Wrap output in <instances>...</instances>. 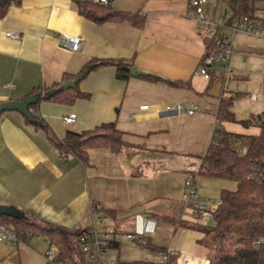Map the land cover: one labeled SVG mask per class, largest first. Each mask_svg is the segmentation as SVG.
<instances>
[{
  "label": "crops",
  "instance_id": "0c3cea01",
  "mask_svg": "<svg viewBox=\"0 0 264 264\" xmlns=\"http://www.w3.org/2000/svg\"><path fill=\"white\" fill-rule=\"evenodd\" d=\"M237 3L208 0L205 14L225 22L221 13H231ZM0 5L5 9L0 16V102L22 100L38 88L71 80L90 60H123L146 72L124 80L116 77L114 65L92 67L75 87H67L87 97L69 103L43 99L30 108L42 125L27 121L17 110L1 111L0 215L67 229L112 227L116 233L100 252L104 262L119 260L139 244L123 232H141L148 243L172 248L175 264H207L206 248L197 243L202 233L167 219H192L191 206L183 203L187 173L194 174L198 200L219 199L224 179L198 172L218 124L237 134L231 143L239 153L247 151L250 135L258 133L251 126L263 109L249 108L255 103L242 88L249 77L264 79V38L235 34L232 73L224 88L217 75L220 63L210 68L212 77L196 73L205 33L189 16L188 0H109L113 9L141 18V26L125 19L96 22L72 0H6ZM61 32L78 35L80 48L60 47ZM229 98L235 120L218 122L220 102ZM243 100L250 106H241ZM170 102L198 108L192 114L154 112ZM144 103L150 108L138 110ZM70 113L75 118L67 124L63 117ZM103 122L114 123L122 146L116 152L89 147L87 164L72 153H60L46 131L62 139L66 130L81 132ZM49 244L48 236L36 231L21 234L17 241L0 239V264H45ZM121 245L115 259L107 253ZM145 247L154 258L145 254L120 261L156 260L158 252Z\"/></svg>",
  "mask_w": 264,
  "mask_h": 264
},
{
  "label": "trees",
  "instance_id": "16d2710c",
  "mask_svg": "<svg viewBox=\"0 0 264 264\" xmlns=\"http://www.w3.org/2000/svg\"><path fill=\"white\" fill-rule=\"evenodd\" d=\"M72 1L81 14L96 22L109 19H125L138 26L142 24V19L136 18L135 14L119 12L109 4H100L93 0ZM261 2L262 0H238L236 7H229L231 13L225 22L230 24L235 18L246 19L250 22L257 20L264 22V18L261 17L264 6L260 5ZM4 10V6L0 5V16L3 15ZM216 37L217 35L204 36L205 50L215 48ZM89 63L93 64L92 67L114 65L116 77L124 80L129 77L133 67L130 62L113 59L90 60ZM208 72L209 77H212L213 71L208 69ZM75 76L68 79H73ZM63 81L55 82L49 87L38 88L32 94L24 97L25 99L30 95H38L34 102H31L28 106L29 113L38 121L35 124L42 125L30 108L40 100L47 99L69 103L75 98L88 96L87 93L80 90L64 87ZM232 105L233 98L221 100L217 111L218 122L235 120L234 113L231 111ZM25 119L29 121L27 118ZM241 123L247 125L250 122L241 120ZM252 123L258 126L259 131L250 135L251 141L245 153H239L231 143L232 138L237 134L225 130L218 124L201 158L199 173L233 180L236 183L234 190L221 189L220 204L212 217L214 220L213 225L194 219H167L172 223L202 233L197 243L203 245L207 250V264H264V180L254 181L250 178L252 164L264 159V108L260 114V119H255ZM46 131L60 153H72L84 164L88 163L87 150L91 146H106L114 152L122 146L120 132L113 122H103L92 129L81 132L66 130L62 139L54 137L47 128ZM0 222L12 226L18 237L28 231H36L47 235L50 243L57 248V257L69 264H175L176 254L170 256L163 263L149 259L116 260L113 263L101 261L100 258L90 259L88 254L82 250L79 242L80 234L88 232V228L67 229L48 223L35 225L23 218L4 215H0ZM255 242H257V245H254ZM146 245L158 253L164 252L166 249L150 243ZM211 250L214 251V254L210 252Z\"/></svg>",
  "mask_w": 264,
  "mask_h": 264
},
{
  "label": "built area",
  "instance_id": "2783aa9c",
  "mask_svg": "<svg viewBox=\"0 0 264 264\" xmlns=\"http://www.w3.org/2000/svg\"><path fill=\"white\" fill-rule=\"evenodd\" d=\"M100 4H109V0H93ZM208 0H188L189 5V16L196 20L200 28L204 31V36H215V48L205 50L200 64L196 68V73L203 75L204 77H209L208 69H210L214 64L220 63V68L217 71V75L221 78L224 88L226 87L227 81L232 73V56L236 51L237 39L235 34L237 32H247L251 34H256L264 38V22L257 20L255 22H250L246 19H233L232 23L227 24L226 22H218L213 17H209L205 14L204 6ZM264 3V0H262ZM222 17L228 18L230 12L224 11L221 13ZM264 18V14H261ZM222 28L229 31V33L222 32ZM7 35L14 38H19L20 34L18 32H6ZM205 43V42H204ZM58 44L60 47L68 49L70 51L78 50L80 48L81 40L78 35L61 32L58 36ZM217 47V48H216ZM263 63L260 69V73L264 74V45H263ZM263 82V80H261ZM263 92L262 86L257 91H251L248 94V98L252 103H256L259 100V94ZM263 106H264V100ZM150 105L147 103L140 104L138 110H148ZM198 106L194 103L183 104L180 102H170L165 103L161 107H154L153 110L156 113L162 112H172L180 113L182 111L187 114H192ZM135 117V114L131 115V118ZM75 114L70 113L63 117L65 123L69 124L74 121ZM251 175L254 181L264 180V159L256 161L252 164ZM185 192L183 195L184 205L191 206V216L194 220H201L206 222V220L213 217V213L220 204V199L216 201L211 200H198L196 198V192L194 189V174L187 173L184 178ZM100 213L96 212V217H99ZM116 230L112 227L89 229L88 232L82 233L79 236V242L81 248L84 252L88 254L90 259H99L100 252L105 248L109 242L113 239ZM123 235L129 240L146 245L147 239L145 235L141 232H123ZM0 239L17 241L18 235L9 226L0 222ZM257 245V242L254 243ZM175 252L172 248H166L164 252H159L157 254L156 260L158 262H165L168 258L174 255ZM45 264H69L57 257V248L53 244H49L47 250L44 253ZM114 261H109L113 263Z\"/></svg>",
  "mask_w": 264,
  "mask_h": 264
},
{
  "label": "rangeland",
  "instance_id": "374dc122",
  "mask_svg": "<svg viewBox=\"0 0 264 264\" xmlns=\"http://www.w3.org/2000/svg\"><path fill=\"white\" fill-rule=\"evenodd\" d=\"M232 4V3H231ZM236 2L232 5H235ZM261 6H264V3L261 2L260 3ZM250 78V82L245 84L244 87L242 88L243 91H257L260 89V83L259 82V78L258 76H255V77H249ZM262 85V88H263V92L259 94V101L257 103H255L254 105L250 106L248 104L247 101L243 100L241 101V106H250L249 108H252L254 109L255 111H260L262 110V106H263V100H264V79H263V83H261ZM264 107V106H263ZM252 129L254 131H256L258 129V126L256 124H253L252 126ZM224 183V188L226 189H230V190H234L236 188V183L233 181V180H228V179H224L223 181ZM215 201L217 200V198L214 199ZM213 222L214 220L211 218V219H208L206 220V223L208 225H213ZM131 246V245H130ZM146 246V245H145ZM144 245H141V244H134L132 245L133 248H131L133 251H129L127 253L124 252L125 256H123V254H120V256H118L119 260H123V259H141L140 257H143V255L146 254L147 257H150V259L154 258V254L152 252H150ZM120 249H122V245L120 246V248H111L110 250H108V254H110L114 259L117 257V253L120 251ZM135 250H138V251H134ZM212 254H214V251L211 250L210 251ZM206 253H207V250H206ZM105 253L103 254V257H105ZM145 257V256H144ZM116 261V260H114Z\"/></svg>",
  "mask_w": 264,
  "mask_h": 264
},
{
  "label": "water",
  "instance_id": "95a60500",
  "mask_svg": "<svg viewBox=\"0 0 264 264\" xmlns=\"http://www.w3.org/2000/svg\"><path fill=\"white\" fill-rule=\"evenodd\" d=\"M6 0H0V4H3ZM92 67V64H88L83 70L77 74L73 79L71 80H65L63 81L64 87H75L76 83L86 75V73L90 70ZM131 74H146V72L138 70L136 67H132ZM37 94L30 95L29 97L23 99V100H8L5 102H0V112L3 110H17L23 114L25 118H27L29 121L33 123H37L38 121L32 117V115L28 111V106L31 102H34L35 98L37 97Z\"/></svg>",
  "mask_w": 264,
  "mask_h": 264
}]
</instances>
